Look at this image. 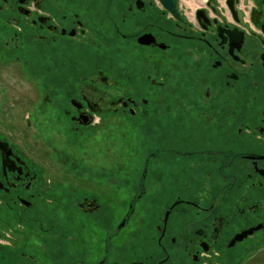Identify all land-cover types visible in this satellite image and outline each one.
I'll return each mask as SVG.
<instances>
[{"label":"flooded vegetation","instance_id":"flooded-vegetation-1","mask_svg":"<svg viewBox=\"0 0 264 264\" xmlns=\"http://www.w3.org/2000/svg\"><path fill=\"white\" fill-rule=\"evenodd\" d=\"M0 264H264V0H0Z\"/></svg>","mask_w":264,"mask_h":264},{"label":"rangeland","instance_id":"rangeland-1","mask_svg":"<svg viewBox=\"0 0 264 264\" xmlns=\"http://www.w3.org/2000/svg\"><path fill=\"white\" fill-rule=\"evenodd\" d=\"M101 164H99V166H100Z\"/></svg>","mask_w":264,"mask_h":264}]
</instances>
